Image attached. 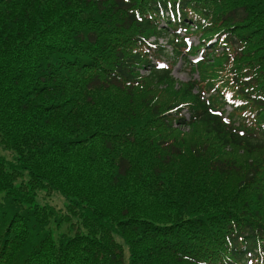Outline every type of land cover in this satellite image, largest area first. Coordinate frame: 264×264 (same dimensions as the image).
<instances>
[{
	"label": "trees",
	"instance_id": "obj_1",
	"mask_svg": "<svg viewBox=\"0 0 264 264\" xmlns=\"http://www.w3.org/2000/svg\"><path fill=\"white\" fill-rule=\"evenodd\" d=\"M0 264H264V0H0Z\"/></svg>",
	"mask_w": 264,
	"mask_h": 264
},
{
	"label": "rangeland",
	"instance_id": "obj_2",
	"mask_svg": "<svg viewBox=\"0 0 264 264\" xmlns=\"http://www.w3.org/2000/svg\"><path fill=\"white\" fill-rule=\"evenodd\" d=\"M181 34L182 33H180V35ZM151 40H153V38H151ZM162 41H165V40L160 39V42ZM188 41L196 44L198 42L197 35H191ZM195 56H197V54ZM193 57L194 56H191L190 58H193ZM172 73L180 81H187L192 78H198V75L195 72L191 71L188 66H185L184 64H182L181 60H178V62L174 65ZM224 109H225L224 113L225 115H227L231 108L225 107ZM183 129L186 130V127ZM54 203L60 206L61 200L57 199Z\"/></svg>",
	"mask_w": 264,
	"mask_h": 264
}]
</instances>
